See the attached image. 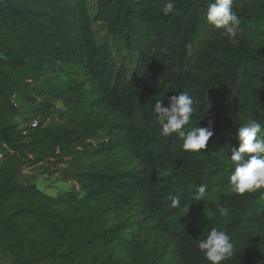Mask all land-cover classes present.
Masks as SVG:
<instances>
[{
	"label": "trees",
	"instance_id": "16d2710c",
	"mask_svg": "<svg viewBox=\"0 0 264 264\" xmlns=\"http://www.w3.org/2000/svg\"><path fill=\"white\" fill-rule=\"evenodd\" d=\"M164 2L0 0V264H210L196 242L212 228L235 246L221 264H264V190L206 199L229 185L237 127L264 125V0H234V39L205 23L212 0H175L168 16ZM94 23L120 43L119 58L96 41ZM183 91L196 101L185 130L213 122L200 153L162 136L152 111ZM37 100L36 127L15 123V101ZM75 154L81 166L64 178L75 192L20 183L38 167L52 176ZM188 207L209 218L171 230Z\"/></svg>",
	"mask_w": 264,
	"mask_h": 264
},
{
	"label": "clouds",
	"instance_id": "9594fccd",
	"mask_svg": "<svg viewBox=\"0 0 264 264\" xmlns=\"http://www.w3.org/2000/svg\"><path fill=\"white\" fill-rule=\"evenodd\" d=\"M175 0H165L158 12L164 16L175 14ZM205 23L219 30L223 36L229 39L237 37V29L240 24L237 12L234 10V0H212L205 13ZM196 101L187 92L169 98L167 106H162L160 99L156 100L152 111L156 116V122L160 126V134L170 137L176 134L182 139V150L192 153H200L205 149L210 137L213 136V122L209 118L203 126L186 127L196 112ZM210 107V106H209ZM205 113L199 116L202 120ZM264 131V125L256 120H248L242 126L237 127L235 138L239 141L237 148H231L230 162L232 172L229 177L231 191L244 194L264 190V136L259 135ZM207 186L199 185L195 200H200L206 194ZM171 207L180 206V197L172 196ZM210 264H221L230 259L235 253V246L227 231L212 228L204 239L196 242Z\"/></svg>",
	"mask_w": 264,
	"mask_h": 264
},
{
	"label": "rangeland",
	"instance_id": "374dc122",
	"mask_svg": "<svg viewBox=\"0 0 264 264\" xmlns=\"http://www.w3.org/2000/svg\"><path fill=\"white\" fill-rule=\"evenodd\" d=\"M89 8L90 10L94 9V4L92 1L89 2ZM93 33L94 37L97 42H106L111 49L112 53H115V57L119 58L118 49L120 43L116 40L111 39L106 35V29L103 26V24L100 23H94L93 24ZM132 58L130 57V60ZM151 82H155L157 77L156 76H149L148 77ZM18 106L19 114L14 118L15 123H24L26 120H29L31 118H37V115H40V100H37L35 103L32 104H26L21 101H15ZM54 106V105H53ZM59 105L54 106V110H51V114L53 113V116L49 115L47 118V124L54 123L56 121L57 113L59 112ZM39 119V117H38ZM81 157L79 154H75L70 160L65 161L64 164L60 166L54 167L51 172H53V175L50 176L48 174V171H44V167H38L32 170L25 171L19 181L22 184V186L26 189H34L42 191L43 193H47L49 195H59L62 192L66 191H73L75 192L77 188L74 186V184H70V182L65 181V176L68 170H73L76 168H79L81 166ZM230 185H228L225 188H219L214 190L210 195L207 196L206 199L210 201H216L218 197L222 194H228L232 193ZM262 204H264V201H262ZM127 214L123 213L119 216L120 218L126 217ZM209 218V214L201 211H197L193 208H185L182 210L178 215L171 218L169 220V226L171 230L177 231L179 229L194 225L196 223L205 221ZM109 223L112 224L115 222L114 217L109 218Z\"/></svg>",
	"mask_w": 264,
	"mask_h": 264
},
{
	"label": "built area",
	"instance_id": "2783aa9c",
	"mask_svg": "<svg viewBox=\"0 0 264 264\" xmlns=\"http://www.w3.org/2000/svg\"><path fill=\"white\" fill-rule=\"evenodd\" d=\"M37 125V119L36 118H31L27 121V124H23L21 125V127H30V128H35ZM89 143H91L92 145L95 144V140L90 141ZM1 157V156H0Z\"/></svg>",
	"mask_w": 264,
	"mask_h": 264
}]
</instances>
